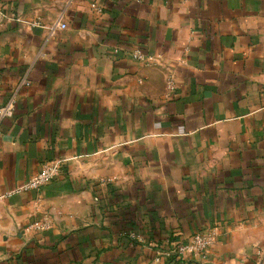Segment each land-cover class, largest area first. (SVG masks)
Returning <instances> with one entry per match:
<instances>
[{
  "label": "crops",
  "instance_id": "1",
  "mask_svg": "<svg viewBox=\"0 0 264 264\" xmlns=\"http://www.w3.org/2000/svg\"><path fill=\"white\" fill-rule=\"evenodd\" d=\"M11 100L0 264H160L202 232L195 264H264V0H0Z\"/></svg>",
  "mask_w": 264,
  "mask_h": 264
},
{
  "label": "built area",
  "instance_id": "2",
  "mask_svg": "<svg viewBox=\"0 0 264 264\" xmlns=\"http://www.w3.org/2000/svg\"><path fill=\"white\" fill-rule=\"evenodd\" d=\"M31 26L38 27V23ZM61 29H65L66 25H59ZM134 59L145 61L141 51L133 53ZM148 62V61H147ZM171 84V83H170ZM15 112V100H11L6 105L0 107V122L4 119L13 117ZM63 163L60 161H52L44 164L41 171L31 176L23 186L16 188L9 195H18L29 191H39L53 182L62 172ZM50 223L44 222L42 229H49ZM214 244L213 233H196L188 240H170L167 239L163 243H155L157 256L155 261L160 264H195L197 260L205 261Z\"/></svg>",
  "mask_w": 264,
  "mask_h": 264
},
{
  "label": "trees",
  "instance_id": "3",
  "mask_svg": "<svg viewBox=\"0 0 264 264\" xmlns=\"http://www.w3.org/2000/svg\"><path fill=\"white\" fill-rule=\"evenodd\" d=\"M175 236H171V237H169L168 239H170V240H174L175 238H174ZM167 240V239H166ZM165 240H161V241H159V243H163Z\"/></svg>",
  "mask_w": 264,
  "mask_h": 264
}]
</instances>
